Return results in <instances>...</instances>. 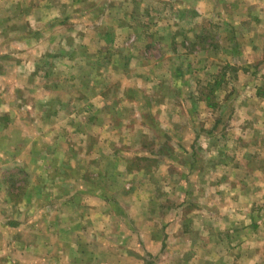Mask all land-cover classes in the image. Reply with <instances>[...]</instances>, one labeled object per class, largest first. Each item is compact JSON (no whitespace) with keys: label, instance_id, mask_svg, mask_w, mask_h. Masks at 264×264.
<instances>
[{"label":"crops","instance_id":"1","mask_svg":"<svg viewBox=\"0 0 264 264\" xmlns=\"http://www.w3.org/2000/svg\"><path fill=\"white\" fill-rule=\"evenodd\" d=\"M174 1L191 46L199 37L187 23L227 28L225 47L196 43L210 95L189 98L186 69L173 59L162 82L152 81V69L143 73L141 59L115 90L127 96V116L95 79L50 83L38 62L61 39L41 35L10 47L8 17L0 16V264H264V0ZM87 2L68 26L77 20L85 32L77 38L97 41V68L107 67L100 47L108 32L113 46L118 35L140 41L126 25L158 20L145 0L128 8L122 0ZM130 55V63L139 57ZM221 55L237 69L225 83L215 81ZM55 64L73 63L65 56Z\"/></svg>","mask_w":264,"mask_h":264},{"label":"rangeland","instance_id":"2","mask_svg":"<svg viewBox=\"0 0 264 264\" xmlns=\"http://www.w3.org/2000/svg\"><path fill=\"white\" fill-rule=\"evenodd\" d=\"M12 1L14 2L13 4H11ZM87 1L88 0H69L66 4L63 3L62 0H59V2L58 0H0V16L3 15L4 17H8L5 21L4 27L9 30L5 36H9L8 39L10 40V47H19L14 44L17 42H26L28 46H31L33 43L37 42L36 40L39 39L41 35L43 37H47L49 34L55 35L57 38L61 39V42L57 44L59 46H54L53 50L48 51L46 54L41 56L37 69V71H41L39 74L45 72V74L49 76L48 81L54 84L62 82V84L65 85L67 81L70 83L76 81L80 83L81 81L88 79H95L97 83H104L107 96H117L120 100H122L121 103L117 105L120 108L118 111L123 113L125 112L126 116L129 112V105L126 101L127 96H124V94L121 95V93L116 94L115 90L119 91L118 84L124 79L122 78L123 71L128 72L130 66L132 67V70L135 69V65H137V62H140L141 59L145 61L144 63L148 62L145 67H142L144 68L143 73L148 76L151 74L148 70L152 69V81L155 80L156 82L163 81L162 75L165 74L167 59H173L174 63L179 66L183 65L182 68L186 69V72H184V78L186 81H190L191 87V96L189 98L210 95V88L205 87V85L209 83V78L207 77L204 81L202 74H199L202 64L206 63L204 61L205 56L203 57L204 53H197L198 50L196 48V43L199 44L198 47L206 45L217 46L218 48L225 47V35L227 33V28L224 25L211 24V26H209L203 23L201 25L190 23L189 25V23H187L185 25V30L190 29V32L192 33L188 32V34L194 35V33L197 32V36L199 37V40L194 42L195 44L191 46V43L182 39L184 37V34H181V30H183V28L177 23L179 15L178 11H180V9L175 5V1H170L171 8H167L165 7V0H145L147 11L150 12L149 15L158 20L152 22L151 26L143 25L140 21L135 22V24L132 23L131 25H126L127 27L132 26L133 32L142 33L141 36L144 37L139 35L141 37L140 41H138L135 36L136 34H128V36L123 35V39H121V35H118L116 45L113 46V44L110 45L108 43L113 41L111 39L112 34L108 32V38L106 39L107 45L105 44V47H100L102 54L101 57H105L103 59L107 67L104 68L103 66H100L97 68V41L94 40L92 36L77 38V33H80L84 28L80 22H76L77 20H72L71 25L73 29L68 26V22H71L75 12H80L81 8L87 9L88 3H90ZM130 1L133 2V0H122V3L124 4L123 7L128 8ZM140 1L143 2V0ZM41 2L45 4L41 5ZM112 7L113 6L107 9L110 10ZM121 14L124 16V14L128 13H122L120 11V15ZM165 15L167 18L172 19L170 24L165 22ZM40 19L41 23L39 24ZM114 25L118 24H109L106 22V26L108 27ZM89 33L91 34V32ZM75 37L77 38L76 41H74ZM152 37L155 41L151 40ZM65 40L67 43L65 46L66 50L62 47ZM149 40L152 43L150 48H147L150 43ZM185 41L188 43L185 44ZM86 43L88 45H85ZM120 47H122L123 50L118 51ZM89 49L94 50L92 53H88ZM168 50H170L169 52L171 53L169 55L167 54ZM131 53H136L137 56H139L138 58L135 57V61L132 63L129 61ZM190 53L191 55H189ZM104 54L106 55L104 56ZM113 55L115 56L114 58ZM65 56L69 58L71 63H73L71 67L64 68L61 65L55 64L56 62L58 63L59 60L62 61ZM218 61L220 62L222 69L217 74L215 81H223L222 83H225V79L231 80L232 77L237 76L236 67L229 65L233 62L231 57L228 56L227 58H223V55H221L219 56ZM88 62L90 64V68L84 66V64ZM225 63L228 64L225 65ZM114 65L119 69V71L114 68ZM107 69H109V71H106ZM16 73L17 71H13L12 76ZM169 80L170 78H167L165 74V81ZM151 84L152 86L158 85V83ZM78 85L80 87V84ZM76 93L80 94L81 90L79 89V92L76 91ZM165 93L170 94L171 89L165 88ZM174 93L176 95L177 91L175 90ZM171 95L173 94L171 93ZM51 107L55 109L54 106ZM115 108H112L110 113L117 116L118 113ZM53 111L54 110H47V113H52ZM191 111L196 112L197 109H193V106H191ZM62 113L63 111L61 110L60 115H62ZM201 119L205 120L208 119V117L203 115ZM117 121L118 119L115 120V122ZM57 122L62 125H67V122L65 121L61 122L58 120ZM90 122L92 124L97 121L90 120ZM191 122L193 123V120H191ZM76 129H80V127H77ZM96 134L97 133H95V135ZM95 135L88 136L87 138L85 137V139H87L86 141L90 144L93 141H98V137ZM67 136L68 139L72 138L70 142L72 144H77L79 141L81 142V138H79V136H71L69 134ZM70 157L72 160H76V152L72 153ZM109 179H107V183L110 182ZM112 190V183L107 184V195L113 196Z\"/></svg>","mask_w":264,"mask_h":264}]
</instances>
